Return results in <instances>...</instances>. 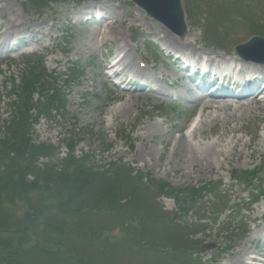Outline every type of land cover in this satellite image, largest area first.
Returning a JSON list of instances; mask_svg holds the SVG:
<instances>
[{"label": "rangeland", "instance_id": "1", "mask_svg": "<svg viewBox=\"0 0 264 264\" xmlns=\"http://www.w3.org/2000/svg\"><path fill=\"white\" fill-rule=\"evenodd\" d=\"M74 1L79 3L68 0L65 5H47L42 9L33 7L29 0H0V41L5 46L20 47L17 52L9 54V59L0 61V136L5 122L12 116L10 107L15 101L11 96L12 84H18L22 71L32 64V56L36 54L44 63L46 72L58 76L57 89L65 101L63 109L52 110L49 114L37 116L35 112L31 113L33 118L38 117L32 127L31 139L53 149L51 155L39 159V163L58 166L72 143L76 158L85 157L92 168L107 167L110 163L123 164L141 174L143 184L148 183L147 176L174 189L211 183L216 192L221 190L228 200L232 199L231 207L217 220L211 212L204 213V210H211L206 200L210 198L208 196L181 218L173 198L160 196L156 202L165 209L168 217H175L176 210L174 221L179 226L195 222L196 217L202 219V230L195 233L193 240L201 242L202 246L212 245V249L201 253L203 260H216L218 264H264V200L248 205L249 195L253 192L251 187L262 184L264 190V143H260L262 121L251 116L228 125L219 122L204 126L203 134L197 131L194 137H190L192 143L215 141L218 136L229 143L233 140L231 128L236 126L235 139L247 146L217 147L221 165L214 164L215 174L179 177L177 171L174 174L170 171L178 168L171 154L173 141L187 132L192 117L196 119L193 126L198 125L209 111H204L200 119V104L170 105L156 94L122 91L110 83L107 71L102 69L109 62L107 55L114 57L117 48L128 44L127 49L120 51L122 56L128 54L124 66H131L130 75L139 77L138 80L149 78L150 86L163 92L198 98L190 92L185 93L189 85L185 79H180L183 74L176 73L171 63L164 61L168 50L183 54H196L200 50L223 58L234 55L235 45L255 35L264 38V0H212L222 9L221 17L214 20L218 22V32L209 31L218 40L206 36L204 26L207 27V21L212 20L207 17L205 5L195 3L196 0H181L187 28L181 38L171 34L131 0ZM83 5L101 6L107 21L100 26L83 23L78 13ZM16 16L22 23L19 24L20 30L16 29V24L7 22ZM158 31L164 32L166 38L152 35ZM168 38L179 42L188 39L190 45L171 48L166 45ZM37 40L39 45L31 46ZM151 44L160 52L163 50V56L157 53L156 57L157 54L150 52ZM138 62L145 67L140 68ZM70 65L78 67L81 76L68 87L63 80ZM258 72L264 76V63L258 66ZM37 98L38 94L34 95V100ZM180 169L187 170L185 167ZM253 169H257L259 175L252 186L245 187L231 179L233 172L239 174ZM237 202L243 204L234 206ZM227 220L231 222L230 233L225 229ZM241 229L247 234L241 236ZM116 234L119 236L118 232ZM223 251L226 253L220 255ZM251 256L261 262L250 261Z\"/></svg>", "mask_w": 264, "mask_h": 264}, {"label": "trees", "instance_id": "2", "mask_svg": "<svg viewBox=\"0 0 264 264\" xmlns=\"http://www.w3.org/2000/svg\"><path fill=\"white\" fill-rule=\"evenodd\" d=\"M56 1L65 0L29 3L44 8ZM195 3L205 5L210 20L220 17L221 5L212 0ZM216 26L207 21L205 27L216 31ZM31 62L18 84L12 85L16 101L0 137V264L199 263L191 256L198 245L192 236L200 225L171 224L156 199L173 198L181 217L207 196L208 203H220L218 209L227 208V199L220 192L216 195L211 184L173 189L149 177L145 185L142 175L133 176L125 165L92 168L85 157L73 155L72 144L60 165L38 167V159L47 158L53 149L32 143L30 131L36 117L31 113L49 114L63 109L65 101L57 89L56 74H48L36 56ZM67 71L64 82L69 86L79 72L76 67ZM255 174L235 173L232 178L248 186L256 182ZM253 191L251 202L264 197L262 188Z\"/></svg>", "mask_w": 264, "mask_h": 264}, {"label": "bare ground", "instance_id": "3", "mask_svg": "<svg viewBox=\"0 0 264 264\" xmlns=\"http://www.w3.org/2000/svg\"><path fill=\"white\" fill-rule=\"evenodd\" d=\"M8 10H12V8H9L6 6ZM2 10V7L1 9ZM82 10L86 11H92V10H103L101 6L98 5H84L82 6ZM15 17L14 20L7 21L9 24H16V29L20 30V25L22 24L19 22V19ZM20 17V16H19ZM112 23V22H111ZM13 25L12 27H14ZM30 29V27L27 28V30ZM11 30V29H10ZM8 30V31H10ZM153 36L160 37V35L163 36V38H166V34L162 31H158ZM184 44L185 46H189L190 42L188 39H186L184 42H179L177 39L174 38H168L166 40V45L168 47H174L175 45ZM0 46H3V42L0 41ZM128 44L122 45L120 48H117V52H120L122 49H127ZM252 55V53L250 54ZM195 56L198 59H201V57H205L207 59V63L213 62L216 58L212 57L210 54H206L201 52L200 50L196 51ZM128 57V54L125 53V55L119 59L117 62L118 65L123 66L124 69L122 70L120 76L121 78H124L128 75L127 71H130L131 66H128L129 64L125 65V60ZM217 58H220V56H217ZM203 59V58H202ZM231 62H234V65L239 67L240 72L242 71H249L252 75L259 74L257 64H253L251 61H244L241 59H230ZM139 65V64H138ZM102 69L108 71L111 70L112 67H109L108 65H105L102 67ZM264 92V90H263ZM198 104L201 106V115L200 119L202 117V113L204 111H209L208 115L203 119L199 120L198 126L193 129L192 131L189 130L186 133L180 134L174 141L173 146L171 149L172 157L176 160L178 163V168L175 170H170L173 174L175 171L179 173V177H190L191 174L198 175H205V174H215V163H219L221 165V162L216 154V148L221 146H231L232 148H237L238 146L245 145L241 142L240 139H235L234 132L238 129V127L231 128V133L233 134V140H231L229 143H226L223 140H220L216 138L215 141H209L206 143H192L189 139L191 136H195L196 132L198 131L200 134L204 133V126L206 125H215L219 122H222L223 125H228L229 123H235L237 121H242L246 119L247 117H255L257 120L262 121V131L263 134L260 138V143H264V102L261 104H258V102H255L253 99H237L236 101H233V98L229 97L228 99H221V98H206L202 97L199 98L197 101ZM139 137L142 139V136L139 135ZM192 137V138H193ZM207 139V138H204ZM257 151V150H254ZM177 154V157L175 158L174 155ZM252 153L248 154L247 157H249ZM181 167L187 168V170L180 169ZM257 236V234L254 235V237Z\"/></svg>", "mask_w": 264, "mask_h": 264}, {"label": "water", "instance_id": "4", "mask_svg": "<svg viewBox=\"0 0 264 264\" xmlns=\"http://www.w3.org/2000/svg\"><path fill=\"white\" fill-rule=\"evenodd\" d=\"M133 3L148 13L156 21L163 24L173 34L182 37L186 32L183 19V12L180 7V0H132ZM258 47L264 50V40L253 37L246 44L238 46L236 51L241 53L251 48Z\"/></svg>", "mask_w": 264, "mask_h": 264}]
</instances>
